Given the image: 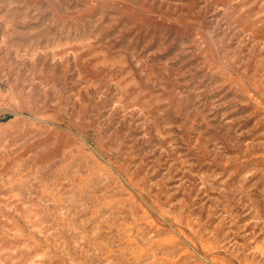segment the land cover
<instances>
[{"label": "rangeland", "instance_id": "obj_1", "mask_svg": "<svg viewBox=\"0 0 264 264\" xmlns=\"http://www.w3.org/2000/svg\"><path fill=\"white\" fill-rule=\"evenodd\" d=\"M0 264H264V0H0Z\"/></svg>", "mask_w": 264, "mask_h": 264}]
</instances>
